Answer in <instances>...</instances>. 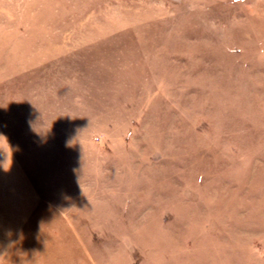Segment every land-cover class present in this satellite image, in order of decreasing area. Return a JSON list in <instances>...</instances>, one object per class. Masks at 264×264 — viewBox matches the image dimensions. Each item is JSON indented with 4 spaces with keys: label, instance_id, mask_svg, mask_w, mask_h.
I'll list each match as a JSON object with an SVG mask.
<instances>
[{
    "label": "rangeland",
    "instance_id": "rangeland-1",
    "mask_svg": "<svg viewBox=\"0 0 264 264\" xmlns=\"http://www.w3.org/2000/svg\"><path fill=\"white\" fill-rule=\"evenodd\" d=\"M0 264H264V0H0Z\"/></svg>",
    "mask_w": 264,
    "mask_h": 264
},
{
    "label": "clouds",
    "instance_id": "clouds-1",
    "mask_svg": "<svg viewBox=\"0 0 264 264\" xmlns=\"http://www.w3.org/2000/svg\"><path fill=\"white\" fill-rule=\"evenodd\" d=\"M0 137H3V136H0ZM4 138V137H3Z\"/></svg>",
    "mask_w": 264,
    "mask_h": 264
}]
</instances>
